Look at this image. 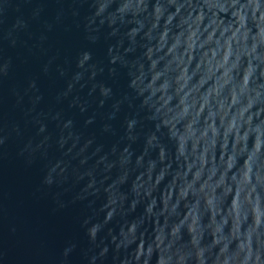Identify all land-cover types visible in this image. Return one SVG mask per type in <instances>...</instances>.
<instances>
[{
  "label": "water",
  "instance_id": "95a60500",
  "mask_svg": "<svg viewBox=\"0 0 264 264\" xmlns=\"http://www.w3.org/2000/svg\"><path fill=\"white\" fill-rule=\"evenodd\" d=\"M246 253L264 264V0H0V264Z\"/></svg>",
  "mask_w": 264,
  "mask_h": 264
},
{
  "label": "clouds",
  "instance_id": "9594fccd",
  "mask_svg": "<svg viewBox=\"0 0 264 264\" xmlns=\"http://www.w3.org/2000/svg\"><path fill=\"white\" fill-rule=\"evenodd\" d=\"M235 199H236V198L234 197V201H235ZM209 203H211V201H209ZM258 211H259L258 205H254V206H253V212H254V213H258ZM94 234H95V230H92L91 235H94ZM224 251H226V248L221 250V255L223 254ZM197 259H198V260L200 259V254H199V253H198V255H197ZM250 259H251L250 254L246 253V254H245V257H244V261L242 262V264H248V261H249ZM257 259H258V258H257ZM224 264H227V259H225Z\"/></svg>",
  "mask_w": 264,
  "mask_h": 264
}]
</instances>
